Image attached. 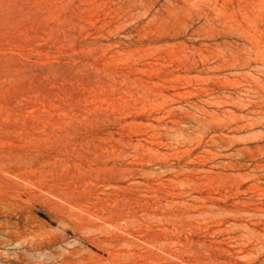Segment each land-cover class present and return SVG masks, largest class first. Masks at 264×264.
Listing matches in <instances>:
<instances>
[{
    "label": "rangeland",
    "instance_id": "1",
    "mask_svg": "<svg viewBox=\"0 0 264 264\" xmlns=\"http://www.w3.org/2000/svg\"><path fill=\"white\" fill-rule=\"evenodd\" d=\"M0 264H264V0H0Z\"/></svg>",
    "mask_w": 264,
    "mask_h": 264
},
{
    "label": "bare ground",
    "instance_id": "2",
    "mask_svg": "<svg viewBox=\"0 0 264 264\" xmlns=\"http://www.w3.org/2000/svg\"><path fill=\"white\" fill-rule=\"evenodd\" d=\"M9 205V204H8ZM9 207H11L10 209L12 210V213H18V212H22L23 211V208L20 206V205H17V206H15V207H12L11 205H9ZM61 211V210H60ZM11 213V214H12ZM21 214V213H20ZM19 214V215H20ZM8 215H10V214H8ZM22 216V215H21ZM60 216V215H59ZM20 220H22V219H20ZM15 225V224H14ZM70 225V224H69ZM12 229H15V226H13L12 227ZM73 229V228H72ZM86 229V228H85ZM88 229V228H87ZM74 230V229H73ZM77 230V229H76ZM89 230H91V229H89ZM75 232V231H74ZM99 240V239H98ZM102 241V240H101ZM56 242V241H55ZM107 242V241H106ZM117 248V247H116ZM64 251V250H63ZM76 252V251H75ZM74 252V253H75ZM75 255H76V253H75Z\"/></svg>",
    "mask_w": 264,
    "mask_h": 264
}]
</instances>
